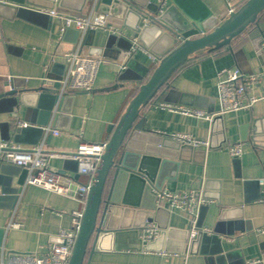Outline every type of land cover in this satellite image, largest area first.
<instances>
[{
	"label": "crops",
	"instance_id": "obj_1",
	"mask_svg": "<svg viewBox=\"0 0 264 264\" xmlns=\"http://www.w3.org/2000/svg\"><path fill=\"white\" fill-rule=\"evenodd\" d=\"M228 1L238 9L245 0ZM6 2L8 0H0L3 4L0 5V91L4 82L13 81L16 87L34 90L45 81L61 79L66 70V54L75 49L79 39L73 30L61 35L60 20L52 18L48 12L58 9L61 2L65 8L60 10L75 12L73 9L82 0H24L27 2L24 5L12 2V6L20 7L19 11L13 10ZM206 3L217 14V18L209 21V26H219L228 17L226 1L206 0ZM86 12L85 6L80 14ZM144 24L142 21L140 26ZM135 27V17L126 23L108 15L107 29H97L86 35L85 43L103 55L95 88L72 94L75 100L71 117L69 120L63 118L59 124L68 127L67 130L52 127L60 131V135H52L47 148L60 156L50 158L49 165L72 175L78 184L85 183L88 178L79 176L77 179L73 173L77 169L76 160L63 153L74 154L81 141H108V127L119 121L140 86L158 65L149 54L160 58L159 54L175 48L168 39L141 40ZM136 44L144 50L136 49ZM263 44L264 11L257 23L235 38L229 47L207 49L190 57L168 81L165 93L170 95L171 102L152 101L141 111V119L150 132L169 138L173 134H188L200 142L197 147L205 146L184 154L181 160L178 155L173 157L178 166L172 163L162 167L165 185L160 193L199 192L196 198L202 203L197 208L196 227L213 232L220 226L217 238L211 242L207 238L204 243L200 240L197 244L191 243L197 237L190 239L193 219L167 204L159 206L160 193L153 191L156 205L163 209L154 212L150 221L165 232L162 240L153 242L149 251L127 249L134 242L130 238H124L120 246L126 249L119 251H109V244L105 243L101 251L94 252L90 245L85 264H249L253 260H261L264 264V234L259 232L264 229ZM223 68H239L247 75L260 76V81L250 90V94L259 98L251 109L216 115L208 121L162 106L169 104L217 112L220 109L217 73ZM11 110L9 101H0V142L4 125L10 122ZM26 110L22 104L21 122L39 128L37 112L28 116ZM23 139L27 143L43 140L38 130L26 131ZM237 143L241 144L243 153L240 157H232L227 147ZM20 176L21 170L14 165L0 166V233L4 232L1 251L5 260L14 254L44 253L52 245L63 244L60 234L71 228V212L83 208L77 197L29 185L19 193L13 209L15 192L21 188ZM111 186L109 182L105 199ZM119 191L120 199L125 198L128 203L141 201L136 185L128 189L127 185L121 184ZM144 201L145 204L153 203L154 197L151 195ZM134 211L140 212L135 219ZM124 212L126 220L120 221L122 223L115 221V226L129 221L141 222L145 211L125 205L114 206L116 216H122ZM12 217L21 224L20 228L9 227ZM218 245L227 258L217 259L212 254L219 250Z\"/></svg>",
	"mask_w": 264,
	"mask_h": 264
},
{
	"label": "water",
	"instance_id": "obj_2",
	"mask_svg": "<svg viewBox=\"0 0 264 264\" xmlns=\"http://www.w3.org/2000/svg\"><path fill=\"white\" fill-rule=\"evenodd\" d=\"M86 1L82 0L81 4L73 9L75 12L65 13L82 17L83 15L80 13L83 12ZM12 2L20 5L27 3L24 0H8L6 5L17 11L20 10V7L12 6ZM59 8H65V4L61 2ZM59 8L56 9L58 12H64ZM98 9L105 14L125 20L126 23L131 17H135L137 27L134 29L138 38L143 41L153 37L158 40L168 39L171 41L170 45L175 46V48L168 50L165 54L158 55L160 61L156 68L140 86L138 93L130 101L119 121L108 127L110 138L87 195L82 223L69 264H85L90 245H92L94 252L101 251L102 245L105 243L109 244V251H119L126 249L120 246L124 238H130L134 241L133 246L131 245L127 249L149 251L153 242L162 240L164 231L160 232L159 237L146 244L141 238L146 221L152 219L154 212L163 209L156 205V195L153 194V191L160 193L165 185V177L162 175L161 169L166 164L174 163L178 166V162L172 160L176 155L181 160L184 154L204 149L205 146L182 145L172 138L150 132L145 128L144 120L141 119V111L152 101L155 103L171 102L170 95L166 96L165 90L169 87L168 81L172 75L196 53L207 49L219 50L229 47L235 38L257 23L260 14L264 11V0H245L238 9L214 28L209 26V21L217 18V14L207 5L206 0H164L163 3H159L157 0H145L144 2H137V0H99ZM142 21L145 24L140 26ZM73 31L77 34L78 40L79 31ZM146 71L149 72L150 69L147 68ZM61 79L55 82L45 81L34 90L16 87L13 81L4 82L1 85L0 101L7 100L12 106L10 122L4 125L2 142H13L21 146H36L42 140L32 143L22 140L26 131L38 130L43 139L44 128L50 122L51 128L68 129V127H61L59 124L63 118L70 119L75 95L60 94ZM7 88L8 90H5ZM22 104L27 107L26 114L28 116L37 112L39 128L32 125L20 126ZM51 137L52 133L47 136V144H49L48 141ZM172 142H175L176 145L172 146ZM63 154L67 157L73 155ZM76 163L77 169L73 173L78 179L79 163L77 161ZM2 165L5 164L0 163V166ZM17 168L21 170L19 181L21 188L15 192L13 209L27 178V171L20 167ZM109 182L112 183V186L105 199ZM121 184L127 185L128 189L132 185H136L141 201L128 203L125 198L120 199L119 188ZM151 195L154 197V202L145 204L144 199L150 198ZM199 195V192L195 193V196L198 197ZM116 205L131 206L135 210L143 209L145 211L144 217L141 222L129 221L128 224L115 226V221L122 223L126 220L125 212L122 216H116L113 213ZM133 213V219H135L140 212L134 211ZM219 227L213 232L203 233V228L198 226L199 233L194 240H191V243L197 244L199 240L204 243L207 238L208 242H211L215 237L217 238V233H220ZM158 228L160 229L159 226ZM3 234L4 232L0 233V260L7 262V259L2 258ZM217 243H219L218 240ZM218 247L219 250L212 254L216 255L217 259L220 257L227 258L228 255L224 254L221 246L218 245ZM162 250L163 248H161Z\"/></svg>",
	"mask_w": 264,
	"mask_h": 264
},
{
	"label": "built area",
	"instance_id": "obj_3",
	"mask_svg": "<svg viewBox=\"0 0 264 264\" xmlns=\"http://www.w3.org/2000/svg\"><path fill=\"white\" fill-rule=\"evenodd\" d=\"M157 1L159 3L164 2V0ZM225 1L229 16L236 9L228 0ZM98 2L99 0H87L85 5L87 12L82 17L58 12L57 10L48 12L52 18L60 20L61 35L68 30H77L80 33L77 46L66 54V70L60 81L61 95L73 94L78 91L89 92L95 88L103 55L100 50L88 46L85 43V37L90 31L101 28L107 29L108 15L99 11ZM139 48L143 49L136 44V49ZM261 50L264 51V44ZM149 57L157 64L160 61V58L152 54H149ZM217 78L218 100L220 103V109L217 112L209 113L201 109L173 107L169 104H162V106L185 115L212 121L216 115L248 110L258 102L259 98L254 94H250V90L260 81L259 75H247L239 68H223L217 73ZM20 126L28 127L29 124L21 122ZM44 132L43 140L36 146L25 148L13 142H0V163L11 164L27 171V178L21 192L27 186L35 185L57 194L77 197L83 204V208L71 212V228L63 230L60 234L64 239L63 244L52 245L44 253L14 254L7 259V262L0 260V264H69L82 223L87 195L94 174L105 153L107 141H81L79 143L77 150L71 157L79 163V176H87L88 180L85 183L78 184L72 175L55 170L49 165L50 158L60 156V154L48 150L47 136L50 133L58 136L60 131L53 130L51 126H48L44 128ZM171 137L193 146L200 144L188 134H173ZM227 150L232 157H240L243 153L242 146L239 143L229 145ZM159 198V206L167 204L169 208L180 210L193 219L190 239H194L199 233V229L196 227L197 208L202 201L196 198L192 191L182 193L163 191L160 193ZM9 227L20 228L21 224L12 217ZM203 231L210 233L209 229H203ZM160 232L161 230L156 224L146 221L142 236L143 242H152L159 237ZM259 232L264 234V229ZM249 264H263V262L261 260H253Z\"/></svg>",
	"mask_w": 264,
	"mask_h": 264
}]
</instances>
